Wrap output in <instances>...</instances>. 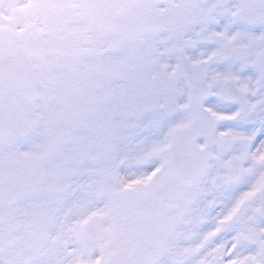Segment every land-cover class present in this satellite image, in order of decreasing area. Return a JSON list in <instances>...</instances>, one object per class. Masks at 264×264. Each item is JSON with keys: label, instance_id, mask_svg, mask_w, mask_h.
Segmentation results:
<instances>
[{"label": "snow or ice", "instance_id": "1", "mask_svg": "<svg viewBox=\"0 0 264 264\" xmlns=\"http://www.w3.org/2000/svg\"><path fill=\"white\" fill-rule=\"evenodd\" d=\"M0 264H264V0H0Z\"/></svg>", "mask_w": 264, "mask_h": 264}]
</instances>
